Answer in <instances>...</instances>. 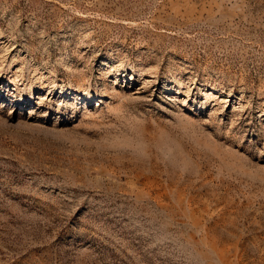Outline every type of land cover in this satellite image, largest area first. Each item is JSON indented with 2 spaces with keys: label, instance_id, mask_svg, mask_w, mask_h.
I'll return each instance as SVG.
<instances>
[{
  "label": "rangeland",
  "instance_id": "374dc122",
  "mask_svg": "<svg viewBox=\"0 0 264 264\" xmlns=\"http://www.w3.org/2000/svg\"><path fill=\"white\" fill-rule=\"evenodd\" d=\"M0 264H264V0H0Z\"/></svg>",
  "mask_w": 264,
  "mask_h": 264
}]
</instances>
